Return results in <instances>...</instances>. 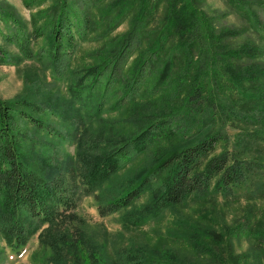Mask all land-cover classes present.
Returning <instances> with one entry per match:
<instances>
[{
  "label": "trees",
  "instance_id": "16d2710c",
  "mask_svg": "<svg viewBox=\"0 0 264 264\" xmlns=\"http://www.w3.org/2000/svg\"><path fill=\"white\" fill-rule=\"evenodd\" d=\"M24 1L31 6L37 0ZM104 1L98 3L103 5ZM113 1L114 10L105 18L115 16L109 33L130 17L131 28L102 57H96V62L79 69L71 68L70 62L80 44L100 24L90 13V7L96 6L94 0L87 2L89 11L78 10L72 3L70 6L68 0H57L48 15L39 17L49 23L38 26L39 20L33 19L31 30L15 7L0 1V17L7 30L4 33L0 28L4 41H0V64L19 65L27 59L41 61L59 79L64 74L70 81L68 106L55 105L52 96L42 103L26 97L0 98V241L11 249L24 250L38 234L52 251L51 264H86L87 259L91 264H105L98 259L106 257V242H98L97 236L84 226L77 227L74 233L61 230L56 224L76 215L69 208L76 203L79 193L94 192L106 184L109 190L122 185L119 181L110 188L112 177L138 155L148 153L146 163L125 180L119 194L115 190L104 196L109 197L104 206L119 214L128 226L138 228L158 221L166 212H178L188 202H201L217 195L229 197L233 192L237 194V188L255 182L257 190L264 192V161L261 157L260 161L242 157L251 144L246 140L242 144V138L237 141L241 149L236 153L229 149L217 152L218 143L224 138L212 131L215 101L210 99L206 103L212 71L226 66L231 80H239L243 88L240 109L244 114L258 110L257 99L241 83L249 70L234 67L241 65L244 53L252 55L256 51H248L254 46L234 45L232 39L240 34L239 30L215 32L197 0H182L180 4L179 0H167L169 3L154 0L155 4L152 0L141 1L143 9L137 13L138 2L130 5L128 0L127 7L119 9L120 0ZM229 1L233 9L240 10L252 27L259 30L249 0ZM164 4L167 13L161 21V30L153 31L152 18ZM152 8L154 15L147 18ZM41 38L43 45L35 49ZM146 41L148 44L143 46ZM8 45H15L17 53L11 52ZM138 51L140 56L127 66ZM204 110L211 113L203 121L200 112ZM109 111H119L122 117L104 116ZM252 116L259 126L252 134L260 133L264 142V117ZM49 117L59 119L60 125ZM21 122L30 131L20 127ZM95 123L99 127L91 136ZM194 126L197 128L192 131ZM36 131L75 144L76 154L54 160L43 148L45 143ZM145 193L149 194L147 202L138 205ZM184 219L182 226L167 231L159 229L155 244L136 237L122 246L124 264H200L199 257L224 264L228 259L219 260L213 243H208L207 257L188 251L186 244L206 247L203 242L209 240L208 233L212 231L210 226ZM192 224L197 227L192 228V233H185ZM257 227L255 221L249 236L261 252L255 260L264 264V229ZM213 233L211 238L217 244L219 233L215 230Z\"/></svg>",
  "mask_w": 264,
  "mask_h": 264
},
{
  "label": "rangeland",
  "instance_id": "374dc122",
  "mask_svg": "<svg viewBox=\"0 0 264 264\" xmlns=\"http://www.w3.org/2000/svg\"><path fill=\"white\" fill-rule=\"evenodd\" d=\"M0 1L7 2L15 7L20 19L27 25V29L31 30L33 19L39 20L38 26H45L49 23V20L39 19V17L48 15L51 12V7L57 0H42L41 2L37 0L31 6H27L24 0ZM94 1L96 6L90 7V13L94 21L100 24H97L96 30L93 33L91 32L88 38L80 44L77 54L70 62L73 69L92 65L96 62V57H102L131 28L132 18L130 17L109 33V29L116 21L114 20L115 16L106 20L105 18L107 17V13L114 10L115 6L112 5L114 1L105 0L103 5L98 3L100 0ZM141 1L149 2V0L130 1V5L136 2L139 3L135 11L136 13L143 9V7H140ZM181 1L179 0L178 4ZM197 1L201 5L200 8H202L203 14L208 19H211V24L216 30L215 32L218 31L219 34H225L233 29L239 30L240 34L233 36L232 41L234 45L243 47L245 43H249L254 47L248 51L256 50L252 55L251 53H244L245 56L241 65L236 64L234 67L238 70H249L250 74L242 78L241 83L244 89L247 92H251L257 99L256 101L259 103L258 110H251L250 112L248 111L249 114H244V110L240 109L239 104L242 101L243 88L239 80H231L233 78L232 74L226 66L215 68L212 71L214 73L210 75L211 77L206 87V98H208L206 99V103H209L210 99L216 103L214 105L215 122L211 124L213 126L212 131L220 133L224 138L222 142L218 143L217 152L229 149L231 153H236L241 149L237 141L243 138L242 144H245L246 140L251 144V148L246 152L243 151L242 157L254 161H260L261 157L264 161V151H260L264 149V142L260 137V133L252 134V131L258 130L259 127L256 124L257 122L252 119V115L257 118L264 117V98L259 99L257 97L258 95L264 97V0H249L252 3L250 8L258 19L259 30L252 27L249 19L240 10L233 9V4L229 0ZM68 2L70 6L73 5L78 10L89 11L88 0H68ZM118 4H120L119 9L127 7L128 0H120ZM152 4H155L154 0H152ZM149 5L151 6V4ZM164 10L165 4L161 5L159 13L156 11L154 15V8H152L150 13H147V18H152L154 15L152 18L153 31L158 32L161 30V24H163L161 21L167 13H164ZM116 17L118 16L116 15ZM195 18L196 16L194 15L193 19ZM5 23L0 17V28L4 33L7 31ZM106 33L109 34L105 37ZM0 41L4 42L2 37H0ZM43 43V38L39 39L34 46L35 49L43 45ZM147 44L148 41L143 46ZM7 47L11 52L17 53L18 51L15 45H8ZM140 54V51L134 54L132 56L133 59H130L127 66H130L135 57L137 55L139 57ZM46 65L41 61L29 59L23 60L19 65L0 64V98L3 100H13L17 97H26L42 103L46 100H51L52 96L53 101L56 102L54 103L55 105H70V81L65 78L64 74L62 75V79H59L60 77L51 68H47ZM251 78L253 80H250ZM203 107L207 109V106L203 105ZM169 109L172 110V107H169ZM210 113V111L206 110L200 112V115L203 116V121L204 118L210 117ZM103 114L112 118L122 117L119 111H109ZM48 119L56 125H60L59 119L55 117H49ZM19 126L23 127L26 131H30V127L24 122H21ZM98 127V123L92 126L91 136L95 135ZM196 128L194 126L192 131H195ZM36 133L45 143L43 148L47 150L54 160H64L67 154H76L75 144L63 142L56 137L53 138L47 135L45 131H36ZM165 145H168V141ZM256 147L260 150L256 149ZM147 158L148 153L138 155L131 164L112 177L113 182L110 188L116 187L115 185L119 181L123 183L122 185L109 190L106 188V184L94 192L79 193L76 203L69 208L76 215L61 219L57 222L56 227L61 230L69 229L76 233L75 229L77 227L80 225L84 226L89 232L97 236L96 240L98 242L107 243L106 257L98 259L99 263L124 264L122 246L130 244L136 237L141 242H145L144 240H146L151 241L149 242L150 244H155L159 240H157V231L160 232L159 229L167 231L168 229L171 230L182 226L185 222L184 217H187L197 225L210 226L212 231L208 233L209 240L203 242V244L207 245L206 247L201 246L197 248L196 246L191 247L186 244L188 251H194L196 255L200 254V256L207 257L210 254L208 243H213L216 245L215 250L219 256V260H226V258L229 260V262L228 260L225 261L224 264H259L255 258L261 255V252L257 249L256 241L249 236L252 231L251 225H254L255 221L256 225H258L257 228L264 229V192L262 193L257 190V182L237 188V194L233 192L229 197L217 195L216 198L209 197L202 199L201 202H188L186 205L180 206L178 212L168 211L160 220L144 223L140 227L138 226V228L124 224L119 214L112 213L113 211L109 210L108 206H104L109 198H105L104 196H109L110 192L113 193L115 190L114 193L119 194L125 185V180L132 176L137 168L144 165ZM75 163H78V161H75ZM77 177H79V174H77ZM148 196L149 194L145 193L137 204L141 205L147 202ZM210 220L213 223L209 222ZM196 224H192L184 232L187 234L192 233V228L197 227ZM213 230L219 233L220 239L217 244L215 238H211L214 235ZM20 250L11 249L4 241H0V264H51L52 251L41 242L38 234L32 238L24 250H21V252ZM199 259L198 262L200 264L218 263L217 260L214 261L210 258L201 259L199 257ZM86 264H91V260L87 259Z\"/></svg>",
  "mask_w": 264,
  "mask_h": 264
}]
</instances>
